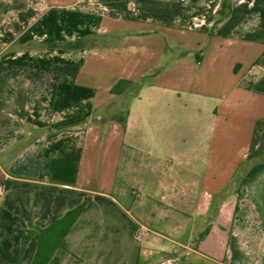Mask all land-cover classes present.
Masks as SVG:
<instances>
[{
  "label": "crops",
  "instance_id": "crops-1",
  "mask_svg": "<svg viewBox=\"0 0 264 264\" xmlns=\"http://www.w3.org/2000/svg\"><path fill=\"white\" fill-rule=\"evenodd\" d=\"M188 1L0 0V264H264V0Z\"/></svg>",
  "mask_w": 264,
  "mask_h": 264
},
{
  "label": "trees",
  "instance_id": "trees-1",
  "mask_svg": "<svg viewBox=\"0 0 264 264\" xmlns=\"http://www.w3.org/2000/svg\"><path fill=\"white\" fill-rule=\"evenodd\" d=\"M227 6L223 3L218 12V19L216 20V25L223 20L227 15L225 12ZM83 41H77L75 43H68L64 45L66 49H79L83 46ZM131 82L128 80L118 81L112 88L111 93L114 95L124 94L127 89L130 87ZM126 116H116V120L121 123L123 127L126 125ZM264 157V119L257 120L254 125L251 144L249 148L248 159L256 160ZM85 205L80 206L74 211V215H78ZM63 220L52 225L50 228L41 230L39 236V242L37 245V250L34 256V259L31 264H47L52 257L54 251L61 247V241L68 232L70 224L62 228ZM30 239V234L24 235L22 239V249L25 248Z\"/></svg>",
  "mask_w": 264,
  "mask_h": 264
},
{
  "label": "built area",
  "instance_id": "built-area-1",
  "mask_svg": "<svg viewBox=\"0 0 264 264\" xmlns=\"http://www.w3.org/2000/svg\"><path fill=\"white\" fill-rule=\"evenodd\" d=\"M180 3L186 7L190 6V2L188 0H179ZM3 192V190L0 188V194Z\"/></svg>",
  "mask_w": 264,
  "mask_h": 264
}]
</instances>
